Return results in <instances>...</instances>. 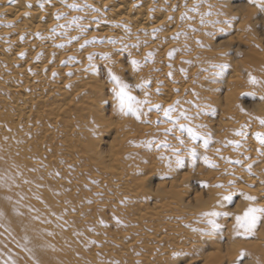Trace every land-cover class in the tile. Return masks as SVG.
I'll return each mask as SVG.
<instances>
[{"label": "rangeland", "instance_id": "rangeland-1", "mask_svg": "<svg viewBox=\"0 0 264 264\" xmlns=\"http://www.w3.org/2000/svg\"><path fill=\"white\" fill-rule=\"evenodd\" d=\"M188 2L190 1L181 0L173 7V9L176 8L175 11L171 10V17L174 18L172 23H176L179 28L177 32L186 35H181L178 39H173L177 32L172 36H164L161 42L141 55L137 52L138 50L132 51L131 55L129 52L118 50L92 52L91 46L106 47L103 46V42H96L81 49L80 44L93 38H87L86 34L92 30V24L86 22L89 18H85L81 23L89 24L86 31L77 32L74 35L79 37V40H73L63 49L56 47L52 55L56 56L70 49L75 52L71 56L73 59L50 58L51 63L48 68L53 66V70L47 81H55L58 87L62 86L64 79L70 77L68 69L73 65L80 66L79 63L84 60L81 70L83 74L80 75L87 74L97 86L99 98L95 102V108L98 111L97 114L103 119H115L114 113L119 114L111 91L114 87L111 72L129 84L132 94L140 100L144 99L146 90L150 93L149 99L153 104H160L166 108L168 107L165 106L167 103H164L166 98L174 95L171 104L179 100L178 107L186 110L189 116L196 117L191 121L181 118L180 123L188 124L200 133V137L193 145L188 137L187 129L175 131V135L181 136L187 146L197 148L196 157L193 158L172 134L165 137L164 129L172 125L164 120L162 112L158 113L155 109L148 112L145 106L144 111L148 112V115L142 116L140 120L131 115L124 116L126 121L145 127L148 132L137 147L139 153L151 161L149 170L141 176L144 181L145 196H143V202L138 201V204L136 201L133 203L126 195L116 200L111 192L112 187L102 185V182L83 173L77 165L65 161L60 162V165L57 164L58 176H67V181L58 179L61 184L69 187L71 193L81 196L88 204L87 209L94 206L97 208L99 218L82 219L76 226L85 232L84 237H80H83L88 253L94 255L98 263L148 264L150 260L152 262V257L158 254H140L141 251L137 248L140 244L136 240L138 232L132 230L137 225L131 226L123 218L127 212L136 213L137 207L147 209L148 213L153 214L156 206L160 205L158 203L160 197L171 192L178 198V206L171 203V207L176 208L174 211L178 214L168 217L165 222L173 228L170 234H173L172 238L180 243L181 248L170 254L169 264H204L209 256L211 260L220 259L218 264H255L252 260L254 255L252 247L257 243L256 238L260 229H264V220L258 223L252 236L245 238L235 235L232 219L245 210L250 203L244 198V193L257 197L256 204L264 199L262 187L256 188L264 185L261 183L264 181V154L258 151L262 146L256 139L257 133H264V126L259 122L260 119H264V100L259 99L261 95H264V13L248 3V0H205L199 7L198 13L188 12L192 18L182 21L181 13L187 11L185 3L190 9L194 3H198V0H193L190 4ZM209 4L212 5L211 9L208 7ZM179 6H181L180 15L175 17L174 14L177 13ZM209 10L213 15L205 16V20L220 22L202 25L201 14ZM218 12L223 15H216ZM198 41L200 43H197ZM169 42L177 45L159 54ZM66 45H68L67 41ZM106 45L109 46L110 43L106 42ZM173 50H175L173 56L169 57V52ZM41 51L44 54H41L40 60L53 53H47L45 49ZM149 52L153 53V57L146 62L145 56ZM90 53L93 54L91 62L88 59ZM102 53L111 54V59H104ZM116 53L118 60L112 56ZM132 54H136L135 58ZM178 55L186 57L179 58ZM133 59L140 61L141 67L138 71L133 69L131 64ZM220 65L224 66L223 69L219 67ZM10 72L11 67L0 70V81L5 79V84L0 83V111L12 116L10 95L6 92V86L11 84V79L9 76L7 78L3 76ZM249 73L262 84H250ZM144 80L150 81L146 88L144 90L137 88L136 85ZM22 82L23 80L18 78L16 83ZM158 87L159 93L156 91ZM248 93H255V96L247 95ZM50 97L58 99L56 92L51 93ZM52 98L45 97L36 103L42 106L50 102ZM197 113H199L198 116ZM177 115L178 112L173 113L174 117ZM158 117L164 122L159 124L143 122L144 120L156 121ZM227 120L228 122L225 123ZM199 125L204 127H197ZM239 130L244 131L246 136L234 134ZM113 137L112 131L103 133L96 139L97 148L104 155L113 143ZM205 138L209 140L207 149L203 147ZM165 139L171 145L181 148L180 155L183 161L181 165L175 164V157L172 156L170 149L155 146L157 142ZM148 141L152 142L151 146L147 143ZM229 141H239L241 146L236 148L229 144ZM217 149L220 151L217 152ZM161 155L172 159L171 167L168 166V160L160 159ZM205 155L218 167L206 165ZM237 160L242 161V164L235 163ZM248 165H252V174H249ZM59 167H62L61 170ZM229 181H235L234 185L229 186ZM218 184H223L225 187H215ZM229 191L233 193L232 200L224 201L222 205L218 204L220 197ZM208 209L229 213L228 216L221 215L215 218L220 227L211 232L210 226H206L204 230L205 224L198 220V216H195L201 215ZM101 214L106 217L104 226L98 223L101 220ZM114 215L121 221L119 225L113 219ZM90 228L95 230L90 231ZM92 241L95 243H91ZM155 243L156 240H149L151 245L147 246L152 247Z\"/></svg>", "mask_w": 264, "mask_h": 264}, {"label": "bare ground", "instance_id": "bare-ground-1", "mask_svg": "<svg viewBox=\"0 0 264 264\" xmlns=\"http://www.w3.org/2000/svg\"><path fill=\"white\" fill-rule=\"evenodd\" d=\"M180 1L67 0L68 4L87 3L101 10L94 12L91 9L71 10L61 0H0V70L11 67V72L3 76L11 79L6 92L12 106V116L0 111V212L3 213L0 216V264H11L13 260L16 264H102L88 253L82 240L85 232L76 226L82 219L99 218L97 208L87 209L88 204L81 196L61 184L58 179L67 181V176L57 175L56 166L60 162L77 165L102 185L112 187L116 200L126 195L138 204L145 196L141 176L149 170L151 161L141 155L137 147L148 133L147 129L126 121L124 115L116 112L115 119L109 120L97 114V86L87 74L80 75L83 74L84 60L80 66L73 65L68 69L71 75L62 81L61 87L55 85V81H47L53 70V66L48 68L50 58H69L75 54L67 49L52 56L56 49L54 45L69 46L66 45L67 39L80 32L73 27L67 35H60L63 29L57 28L56 33L51 29L57 24L68 23L74 16H83L92 24L87 38L95 37L97 42L103 41L106 46H91L92 52L118 50L133 53L138 50L141 55L161 42L164 36L177 32V24L172 23L174 18L171 21L168 17ZM188 1L190 4L193 0ZM40 3L43 8L38 6ZM177 10L175 17L180 15L181 6ZM58 12L66 14V18L57 21L55 15ZM87 23L85 25H89ZM108 38L117 43L106 45ZM175 45L167 43L159 54ZM44 49L53 53L40 60ZM132 55L135 58L136 54ZM112 56L118 60L117 53ZM18 78L23 80L21 84L16 83ZM4 81L2 79L0 83L5 84ZM54 92L58 99L50 97ZM45 97L52 99L42 106L36 103ZM173 100L174 95L168 96L165 106ZM112 131L113 143L104 155L97 148L96 139ZM260 187L264 191V185L256 188ZM164 200L167 202H162ZM158 203L160 205L153 214L137 207L136 213L127 212L123 220L131 226L137 225L132 230L138 232L136 240L140 244L137 246L140 254H158L154 258L151 256L152 262L150 260L148 264H169L170 254L181 247L172 238L170 231L173 228L165 220L178 214L174 211L176 208L171 207V203L178 206V198L169 192L160 197ZM257 205L264 206V199ZM208 211L212 210L205 212ZM195 216L205 224V230L209 225L203 221L202 215ZM105 218L101 214V219ZM232 223L235 224V218ZM77 232L82 235H76ZM149 240H156L157 244L149 247ZM256 242L252 247V260L255 264H264V229H260ZM25 249H31V252ZM210 257L204 264L219 263L220 259L211 260Z\"/></svg>", "mask_w": 264, "mask_h": 264}, {"label": "snow or ice", "instance_id": "snow-or-ice-1", "mask_svg": "<svg viewBox=\"0 0 264 264\" xmlns=\"http://www.w3.org/2000/svg\"><path fill=\"white\" fill-rule=\"evenodd\" d=\"M45 2H50V0H45ZM205 0H198V3H194L193 6L188 9L187 8V4L185 3V8L187 9L186 12L181 13V20H185V19H191L192 17H190L188 15V12H199V7L201 6L202 3H204ZM61 3H64L69 9L71 10H75V11H82L84 9H91L94 12H100L101 10L98 8L93 7L91 4H77V3H71L68 4L67 0H61ZM248 3L254 5L255 7H257L259 9L260 12L264 13V0H248ZM39 7L43 8V3H40L38 5ZM28 7H31V5H28ZM209 9L212 8V5L209 4ZM213 15V13L209 10L207 13H203L201 14V19H200V23L202 25L206 24V23H219L220 21H206L205 20V16H211ZM216 15H223V13L218 12L216 13ZM66 18V14L63 13H56L55 15V19L57 21L61 20V19H65ZM85 18L83 16H74L72 17L68 23L66 24H57L53 29H51V31L53 33H56L57 28L59 29H63L64 31L60 33V35H67V32L69 30H71L73 27H75L76 29H78L81 33H84L87 29V25H84L83 23H81ZM93 21H96V17L92 18ZM169 20H172L173 17L169 16L168 17ZM225 23H228V21H225ZM9 27L13 26V25H7ZM116 27H119L120 25H115ZM126 31H130V29L127 28V26H124ZM154 32L157 31V29L153 30ZM193 31H195V29H193ZM39 35V34H37ZM181 35H186L185 33H181V32H177L175 34V36L173 37V39H178ZM73 40H79V37L77 36H73L70 37L67 40L68 44H71V42ZM97 42V39L95 37L92 38V40H85L83 44H80V48L83 49L84 47L90 45V44H95ZM103 42V41H101ZM108 42L111 44H115L117 43L116 40L112 39V38H108ZM197 43H200L199 41ZM54 47H59V48H63L65 47L64 44H59V45H54ZM134 47H136V45H134ZM127 48V45H125V49ZM174 51H170L169 52V57H172L174 54ZM21 55H24L23 53H21ZM104 59L109 60L111 59V54L109 53H102L101 54ZM129 55H131V53H129ZM153 57V53L149 52L146 54L145 56V61L147 62L148 60H151ZM69 60H72V57L68 58ZM89 61L91 62L93 59V54H89L88 56ZM64 63V62H62ZM131 64L133 66L134 70H139L141 67L140 61L133 59L131 61ZM171 67V66H170ZM221 69H223V65L219 66ZM53 75H55V73H53ZM69 75H71V73H69ZM111 75V79L114 83V87L111 89L112 93H113V97H114V101H115V107L117 112L120 115H124V116H133L135 117L137 120H140L142 116H147L148 112H151L153 109H155L158 113L162 112L163 114V118L164 120L168 121L171 123V127L165 128L164 129V133H165V137H167L169 134H172L174 139H176L178 141V143L182 146L186 148L187 153L192 156L193 158L196 157V153H197V148L195 146H187L185 144V140L181 138V136H177L175 135V131L177 129L179 130H184L187 129V133H188V137L189 139L193 142V145H195V141L200 137V133L196 130H194L193 127L189 126L188 124H182L180 123L181 118L184 119L185 121H191L193 119H195L196 117H192L189 116L187 114V111L184 109H180L178 106L180 104V101L177 100L174 104H170L168 107L164 108L162 107V105L160 104H153L151 102V100L149 99L150 93L148 91H144V99L140 100L138 99L136 96H134L132 94V89L131 86L129 84H127L126 82L122 81L120 79V77L116 76L115 74H112L110 72ZM169 75H171V73H169ZM150 81L148 80H144L142 81L140 84L136 85L137 88L144 90L147 86V84H149ZM249 83L252 85H260L262 84L261 81H259L256 77L252 76L251 73H249ZM157 93H159L160 89L159 87L156 89ZM247 95H253L255 96V93H248ZM260 100H264V95H261L259 97ZM190 103V102H189ZM145 106H147L148 108V112L144 111ZM177 116H173V113H177ZM199 115V113H197V116ZM164 120H161L159 117L157 118L156 121H152V120H144V123H148V124H152V123H162L164 122ZM260 124L262 126H264V119H260L259 120ZM197 127H204L203 125H199ZM235 135H239L241 137H245L246 133L242 130L236 131L234 133ZM256 139L259 142V144L262 146L261 149H258V151L261 152V154H264V133H257L256 134ZM149 144V146H151L152 142L148 141L147 142ZM229 144H232L234 147L238 148L240 147V142L239 141H229ZM157 148H160L161 146L165 147L166 149H170L172 156L175 157V164L177 166L182 164V157L180 155L181 152V148H177L173 145H171L170 143H168L167 139L157 142L155 145ZM209 146V140L207 138L204 139L203 141V147L205 149H207ZM220 150L217 149V152H219ZM161 160H168V166L171 167L172 166V159L170 157H166L164 155H161L160 157ZM222 159H227L222 157ZM230 163L232 161H229ZM204 163L206 165H208L209 167H218V165L212 163L209 158L205 155L204 156ZM235 163H241L242 161H235ZM247 169L249 171V174L251 173V169H252V165H248ZM227 174V173H226ZM58 175V173H57ZM242 179V178H241ZM235 181H229L228 185L232 186L234 185ZM262 184H264V181H261ZM215 187H219V188H224L225 185L223 184H218L215 185ZM249 187H252V185H249ZM232 195L233 193L231 191H229L226 195H222L220 197V200H218V204H221L224 201H231L232 200ZM244 198L249 201V205L247 206V208L243 211L242 214L239 215H235V224L233 226V230L236 236H243L245 238L250 237L254 234L258 223L261 220H264V206H258L255 202L257 200V197L252 196V195H248L247 193H244ZM89 203H91V201H89ZM121 203H124V201H121ZM3 213L0 212V216H2ZM203 221L210 226L209 231H214L216 229H218L220 227V225L216 222V217L218 216H228L229 213L224 212V213H220L217 212L215 210L212 211H208V212H204L201 214ZM38 218V217H37ZM113 219H115L116 224L119 225L121 223V221L119 220V218L115 217V215L113 216ZM98 223L102 226L105 225V221L103 219L99 220ZM90 231H94V228H90ZM76 235H82V233L77 232ZM26 239V238H25ZM91 243H95L94 241H92ZM28 252H31V249H25ZM242 255H246V254H242ZM5 264H8V262H5ZM11 264H16V261H11Z\"/></svg>", "mask_w": 264, "mask_h": 264}]
</instances>
